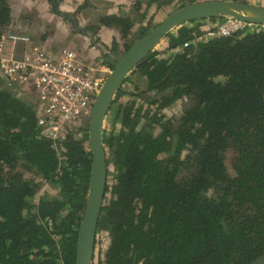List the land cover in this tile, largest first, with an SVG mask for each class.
Instances as JSON below:
<instances>
[{"label":"trees","instance_id":"trees-1","mask_svg":"<svg viewBox=\"0 0 264 264\" xmlns=\"http://www.w3.org/2000/svg\"><path fill=\"white\" fill-rule=\"evenodd\" d=\"M46 1L78 27L75 14L61 11L62 0ZM173 1L183 0H136L131 13L168 10ZM131 13L101 15L82 33L96 39L108 28L125 41L137 21ZM12 19L9 1L0 0V37ZM205 20L171 31L168 48L133 70L143 91L126 90L129 76L116 93L103 130L108 183L93 264H252L264 257V26L197 40L206 24L225 18ZM119 38L102 45L112 70ZM130 95L141 102H122ZM89 122L53 139L39 126L36 106L0 74V264H76L93 159ZM43 183L58 193L35 202Z\"/></svg>","mask_w":264,"mask_h":264},{"label":"built area","instance_id":"built-area-1","mask_svg":"<svg viewBox=\"0 0 264 264\" xmlns=\"http://www.w3.org/2000/svg\"><path fill=\"white\" fill-rule=\"evenodd\" d=\"M264 26V25H262ZM259 24L234 18L204 29L197 40L226 37ZM185 47L188 44L184 45ZM110 69L85 63L74 51L47 50L31 36L3 32L0 37V74L8 85L28 89L36 97L39 126L56 140L91 117Z\"/></svg>","mask_w":264,"mask_h":264},{"label":"rangeland","instance_id":"rangeland-1","mask_svg":"<svg viewBox=\"0 0 264 264\" xmlns=\"http://www.w3.org/2000/svg\"><path fill=\"white\" fill-rule=\"evenodd\" d=\"M13 14V19L10 25L4 30L8 33H21L31 36L37 43L41 44L44 48L51 51H60L63 49H69L76 52L84 62L94 65H104V60L102 59V54L108 53L109 50L104 48L102 45L106 44L111 47L113 40L118 39L119 35L115 30L103 28L99 31L98 35L95 36L97 39H90V34L93 32L88 31L87 34H83L82 31L90 24L97 23L98 18L104 14H120L126 13L130 14L133 10V5L136 0H62L60 4V9L64 13L75 14L78 27H75L73 22L69 19H64L61 16L52 13L50 5L46 0H8ZM147 1V0H143ZM196 1V0H183V1H173L170 9L157 10L155 6L149 8L148 11L142 9L139 17L137 14H132L133 17L137 19L135 26L133 27L132 33L129 38L125 41L119 38L116 51L113 56L120 58L126 51L128 45H132L139 31L149 25L157 26L175 7H180L186 3ZM201 1V0H198ZM230 1V0H229ZM261 3L258 0H250L249 3L256 4ZM257 3V4H258ZM83 10L77 13V10L82 7ZM145 16H142V15ZM222 20H218L217 23H208L205 25L206 28L217 25ZM185 26H190L188 23ZM80 27V28H79ZM83 28V29H82ZM86 31V30H85ZM168 48L167 41L163 40L156 50L164 51ZM107 67V66H105ZM139 75L132 77V84H126V90L129 89L131 93L139 94V92L145 89L146 83L138 77ZM11 91L19 98L26 100L28 103L36 106V97L30 91L25 90L22 87L11 86ZM126 96L122 102H126L130 99H142V97L136 96ZM139 101V100H138ZM141 102V101H139ZM181 112V106L172 109L169 115H177ZM176 117V116H175ZM88 119H82L80 122V127H85ZM26 178L34 179V175L22 170ZM36 181H39L36 178ZM58 191L51 185L41 184L40 192L35 198L37 202L42 196L49 194L50 197L56 196ZM99 249H104L107 244V239L105 236L98 237ZM97 253V252H96Z\"/></svg>","mask_w":264,"mask_h":264},{"label":"water","instance_id":"water-1","mask_svg":"<svg viewBox=\"0 0 264 264\" xmlns=\"http://www.w3.org/2000/svg\"><path fill=\"white\" fill-rule=\"evenodd\" d=\"M233 17L255 24H264V7L237 1L211 0L177 9L167 15L148 34L136 40L119 58L98 94L89 122V144L92 168L86 210L79 226L76 264H93L97 229L105 203L108 183L107 152L103 130L116 93L124 86L130 74L141 66L148 55L171 31L192 21ZM252 264H264V257Z\"/></svg>","mask_w":264,"mask_h":264},{"label":"flooded vegetation","instance_id":"flooded-vegetation-1","mask_svg":"<svg viewBox=\"0 0 264 264\" xmlns=\"http://www.w3.org/2000/svg\"><path fill=\"white\" fill-rule=\"evenodd\" d=\"M205 1H211V0H201V1H198V0H196V1H192V2H189V3H186L185 5L186 6H188V5H192V4H195V3H200V2H205ZM219 1H229V0H219ZM230 1H237V2H240V3H244V4H250V5H254V6H261V7H264V0H258V1H261V3H256V4H251V3H249V1L250 0H230ZM12 5V4H11ZM80 9V8H79ZM79 9L77 10V13H80L82 10H80L79 11ZM178 9H180V8H178ZM175 10H177V9H175ZM175 10H172L171 12H173V11H175ZM63 12V11H62ZM170 12V13H171ZM169 13V14H170ZM67 14H71L70 12L69 13H67ZM168 14V15H169ZM78 16V15H77ZM76 15H75V17H77ZM228 18H233V17H226L225 19H228ZM234 19H238V18H234ZM201 20H204V21H206L205 19H201ZM201 20H197V21H201ZM238 20H241V19H238ZM241 21H244V20H241ZM192 22H195V21H192ZM192 22H189L188 24L189 25H192L193 23ZM244 22H246V21H244ZM248 23H250V22H248ZM259 25H264V24H259ZM106 45V44H105Z\"/></svg>","mask_w":264,"mask_h":264},{"label":"clouds","instance_id":"clouds-1","mask_svg":"<svg viewBox=\"0 0 264 264\" xmlns=\"http://www.w3.org/2000/svg\"><path fill=\"white\" fill-rule=\"evenodd\" d=\"M85 63H87V62H85ZM87 64H89V63H87ZM101 65V64H100ZM103 66V65H102ZM105 67V66H104ZM107 68H109V67H107ZM110 69V68H109ZM110 71L112 72V69H110Z\"/></svg>","mask_w":264,"mask_h":264},{"label":"crops","instance_id":"crops-1","mask_svg":"<svg viewBox=\"0 0 264 264\" xmlns=\"http://www.w3.org/2000/svg\"><path fill=\"white\" fill-rule=\"evenodd\" d=\"M25 90H28V89H25ZM29 91V90H28ZM24 101H26V100H24ZM27 102V101H26ZM28 103V102H27ZM30 104V103H29Z\"/></svg>","mask_w":264,"mask_h":264}]
</instances>
